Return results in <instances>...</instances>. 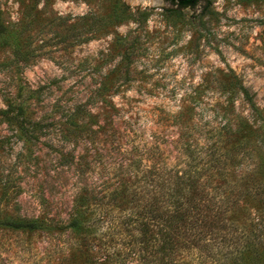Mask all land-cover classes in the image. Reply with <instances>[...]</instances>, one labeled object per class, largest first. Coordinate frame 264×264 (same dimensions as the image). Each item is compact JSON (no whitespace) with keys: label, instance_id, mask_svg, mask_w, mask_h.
<instances>
[{"label":"rangeland","instance_id":"374dc122","mask_svg":"<svg viewBox=\"0 0 264 264\" xmlns=\"http://www.w3.org/2000/svg\"><path fill=\"white\" fill-rule=\"evenodd\" d=\"M120 1L130 13L121 21L116 0H0L9 33L0 44V219L63 214L86 176L114 183L123 170L141 173L159 145L182 164L203 126L248 113L227 86L231 72L264 109V0ZM10 102L22 107L19 122L2 113ZM59 242L0 228V264H60ZM186 264L217 263L190 255Z\"/></svg>","mask_w":264,"mask_h":264},{"label":"trees","instance_id":"16d2710c","mask_svg":"<svg viewBox=\"0 0 264 264\" xmlns=\"http://www.w3.org/2000/svg\"><path fill=\"white\" fill-rule=\"evenodd\" d=\"M197 1L172 0L177 8ZM128 8L116 0L113 18L129 17ZM8 34L0 20L1 45ZM227 84L242 94L248 113L203 126L201 143H184L183 165L172 164L159 145L161 156L146 169L123 170L112 183L84 178L78 156L75 173L85 186L65 213L11 215L0 228L58 237L60 264H186L190 255L218 264L217 250L229 264H264V109L238 75L228 74ZM2 113L19 122L22 107L10 102ZM26 133L33 138L35 129Z\"/></svg>","mask_w":264,"mask_h":264},{"label":"flooded vegetation","instance_id":"af4514ba","mask_svg":"<svg viewBox=\"0 0 264 264\" xmlns=\"http://www.w3.org/2000/svg\"><path fill=\"white\" fill-rule=\"evenodd\" d=\"M161 1H163V0H161ZM164 1H166V2H168V3H170V4H172V5H173V2H172V0H164ZM179 1H184V2H185L186 0H179ZM187 7H190V6H186V8H187Z\"/></svg>","mask_w":264,"mask_h":264},{"label":"water","instance_id":"95a60500","mask_svg":"<svg viewBox=\"0 0 264 264\" xmlns=\"http://www.w3.org/2000/svg\"><path fill=\"white\" fill-rule=\"evenodd\" d=\"M155 1L158 2V3H159V2H162L161 0H155Z\"/></svg>","mask_w":264,"mask_h":264}]
</instances>
